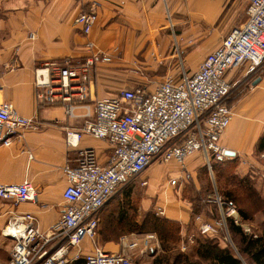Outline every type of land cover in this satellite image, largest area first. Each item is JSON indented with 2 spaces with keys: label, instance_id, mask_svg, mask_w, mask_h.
Masks as SVG:
<instances>
[{
  "label": "crops",
  "instance_id": "crops-1",
  "mask_svg": "<svg viewBox=\"0 0 264 264\" xmlns=\"http://www.w3.org/2000/svg\"><path fill=\"white\" fill-rule=\"evenodd\" d=\"M96 1L99 7L95 24L83 37L72 25L75 16L83 10L78 0H0V100L11 103L18 115L33 118L37 124L36 130L22 131L8 147H0V184H19L26 180L34 192L32 200L17 205L0 200V264L7 262L12 245L1 232L10 218L29 214L41 233L58 220L63 206L61 192L65 187L59 168L75 157V149L65 146L64 131H77L82 124L81 119H67L61 108L38 105L32 87L33 68L65 57L79 61L85 56L83 44L90 41L96 50L111 57L109 64L98 65L94 70L89 88L92 100L140 87L131 81L114 83L115 76H173L178 77L175 81L178 82L182 75L192 76L221 39L237 27L240 19L236 13L243 5L244 22L247 5L246 0H206L210 3L206 17L204 7L195 0ZM223 13L230 17V22L216 28V20ZM206 29H212L208 36ZM29 33L34 35L33 40L27 39ZM261 69L253 79H248L244 69L238 74L226 73L225 79L231 87L228 97L231 118L218 143L233 153L227 156V161L235 162V175L250 179L255 174L258 176L253 188L264 203V183L259 178L264 171L261 157L264 149H257L258 140L264 134V60ZM257 78L258 82L252 85ZM141 87L146 92L153 90ZM77 148L93 149L95 161L100 165L105 164L110 153L105 142L90 135H82ZM200 155L203 158L200 152H195L185 159V171L189 173L195 168ZM212 160L215 159L210 158L209 163ZM150 171L146 169L138 182L146 180V186H150ZM142 205L146 208L147 201ZM156 205L164 210L161 203ZM216 207L219 212L217 203ZM167 212L170 220L181 223L188 220L186 211L167 209ZM103 215L99 217V225L103 224ZM93 246L104 252L123 254L116 239H85L79 246L80 253H90ZM73 253L70 251V259Z\"/></svg>",
  "mask_w": 264,
  "mask_h": 264
},
{
  "label": "built area",
  "instance_id": "built-area-1",
  "mask_svg": "<svg viewBox=\"0 0 264 264\" xmlns=\"http://www.w3.org/2000/svg\"><path fill=\"white\" fill-rule=\"evenodd\" d=\"M80 1L83 10L72 25L86 37L95 24L99 3ZM246 4L244 22L221 39L192 76L182 75L178 82L167 77L151 92L132 87L109 98L90 99L95 68L111 62L110 55L96 50L90 41L83 44L85 56L79 61L65 57L33 68L32 87L38 105L61 108L67 119H81L82 124L77 131H64L65 146L75 149V157L59 168L65 187L58 220L41 233L29 214L10 218L1 230L12 241L4 264H67L79 258L83 264H139L126 254L104 252L97 246L82 255L79 246L85 239H94L100 209L122 186L139 179L154 161L179 167L181 175L168 182L176 186L189 178L184 161L193 153L200 152L207 165L210 158H227L218 143L231 118L226 105L231 89L225 75L244 69L248 79H253L264 60V0H246ZM27 39L33 40L34 35L29 33ZM36 129L33 118L18 115L11 103L0 100V147H8L22 131ZM82 135L108 145L110 153L104 165L96 163L93 149L77 148ZM259 178L264 183V171ZM146 183L139 180L141 187ZM33 193L26 180L0 184V200L13 205L32 200ZM216 203L220 209L225 205L217 198ZM155 214L162 215V208L157 207ZM232 215H236L233 207L226 206L222 218ZM195 220L201 235L216 236L223 225V220ZM153 239L145 235L138 242L124 237L120 244L126 252L141 244V254Z\"/></svg>",
  "mask_w": 264,
  "mask_h": 264
},
{
  "label": "rangeland",
  "instance_id": "rangeland-1",
  "mask_svg": "<svg viewBox=\"0 0 264 264\" xmlns=\"http://www.w3.org/2000/svg\"><path fill=\"white\" fill-rule=\"evenodd\" d=\"M78 1L81 9V1ZM194 2L200 7H204L203 10L207 17L210 3L206 0H195ZM244 8L245 6L243 5L236 13L240 22L235 26H239L243 22ZM218 18L214 25L216 28L230 22V17L224 13ZM214 26L213 29L215 28ZM211 30L206 29L205 35L208 36ZM242 70L235 69L229 72L238 74ZM261 71L262 69L260 68L257 73L258 76ZM167 77H170L174 82L178 78L173 76L128 75L115 76L112 80L114 83H118L121 80L131 81L140 87L142 85L146 89H152L153 84L163 81ZM110 93H115V91ZM198 161L195 168L189 171V178L173 187H170L167 182L175 176L179 177L181 175L180 169L174 166L173 162L154 161L147 168V170L151 169L150 174H148L150 176V186L141 187L137 179L122 186L109 199L108 202H111L110 205L113 208L110 214L108 210L104 211L103 224L99 225L100 222L98 223L93 240L116 239L119 242L120 250L123 249V254L128 255L139 264H211L210 260L200 256L204 255L208 250L207 247H203L205 245L214 246L218 249H223L225 246L238 261L239 259L247 261L246 257L239 252V237L232 232L230 224L239 227L244 235H251L252 237L260 236L264 232V203L260 199V194L253 188L254 180L258 176L255 174L251 176L253 179H250L246 175H235L236 164L234 161L229 163L227 158L219 160L220 162L217 163L211 161L208 165L202 157ZM226 193L231 194L233 199L231 197L229 199L232 200L238 211L240 210L246 215L244 218L240 217L235 210L236 215H232L233 217L222 218L228 204L224 203L226 206L222 205L219 212L214 205H216V198L218 200L220 197L226 198ZM126 196L128 197L127 200L125 199ZM144 200L148 204L146 208L142 205ZM126 202V205H122ZM159 203L162 206L164 205L162 215L155 214L156 204ZM120 204L123 206L122 209L126 211V217L121 223L116 220ZM167 209L186 211L188 220L185 223L170 220L167 217ZM146 215L148 223L140 226ZM150 217L157 218L159 222L163 220L170 222L162 226L165 233L163 240L158 238L157 231L154 232L149 229L152 226ZM196 217H200L203 222L223 220V225L217 230L216 236L201 235L197 230L198 222L195 220ZM228 218L232 220L233 224L228 221ZM132 223L136 226L134 230ZM145 235H151L154 239L151 241L149 248L147 247L141 254L139 253L141 244L138 245L135 251L131 252H126L120 244V240L124 237L126 239H136L140 242ZM98 245L101 246L99 243ZM199 245H201V248H198ZM75 261L82 262L81 258H79L67 264H72Z\"/></svg>",
  "mask_w": 264,
  "mask_h": 264
},
{
  "label": "trees",
  "instance_id": "trees-1",
  "mask_svg": "<svg viewBox=\"0 0 264 264\" xmlns=\"http://www.w3.org/2000/svg\"><path fill=\"white\" fill-rule=\"evenodd\" d=\"M226 105L229 106L228 100L226 102ZM257 149L258 150L264 149V134H262L260 136L259 140H258ZM212 161L215 162V163L220 162L218 159H215V160H212ZM225 197L226 198H221L220 197V199H219L220 202L230 205L231 207H233V209L236 212H238V215L240 217L244 218L246 215L242 211H240V210L238 211L236 209V207L234 206L232 200L229 199V197L232 198L231 194L226 193ZM125 199L127 200L128 197L126 196ZM110 204H111V202H107L101 208V210L98 212V214H97L98 223H99V217L102 214H104V211L108 210V213L110 214V211L113 208V207H111ZM126 204H127V202L122 204V205H126ZM214 206H216V205H214ZM122 207L123 206H121V204H120V206L118 207L117 214H116V217H117L116 220L119 221L120 223L126 217V211L123 210ZM146 217H147V215L144 217L143 221L140 223V226L146 225L148 223V221L146 220L147 219ZM150 218H151L150 220L152 222V226L149 229H152L154 232L157 231L158 238L160 240H163L164 237H165V233L163 231V227L162 226H163V224H167V223H170V222L165 221V220H163L162 222H159L157 220V218H154V217H150ZM228 221L230 223H232V220L230 218H228ZM98 223H97V227H98ZM134 227H136V226L133 225V223H132L133 230H134ZM230 227H231L232 232H234L239 237V240H238V243H239V246H240L239 247V252H240V254L245 256L246 259H247V261H245L244 259H243V261L246 264H264V232L260 236L252 237L251 235H249V236L248 235H244L242 233L241 229L239 227H237V226H234V225L230 224ZM158 230H160V232H158ZM200 246L201 245H199L198 248ZM203 247H207L208 250L204 253V255H200V256L202 258H204V259L210 260L211 264H240L238 259L236 257H233L231 255V253L229 252V249H227L225 246H224L223 249H218V248H216L214 246H210V245H205ZM72 264H83V261L82 262L75 261Z\"/></svg>",
  "mask_w": 264,
  "mask_h": 264
},
{
  "label": "water",
  "instance_id": "water-1",
  "mask_svg": "<svg viewBox=\"0 0 264 264\" xmlns=\"http://www.w3.org/2000/svg\"><path fill=\"white\" fill-rule=\"evenodd\" d=\"M257 82H258V78L255 79V81L252 83V85L256 84ZM224 154H225L226 156H233V153H230V152H227V151H225Z\"/></svg>",
  "mask_w": 264,
  "mask_h": 264
}]
</instances>
